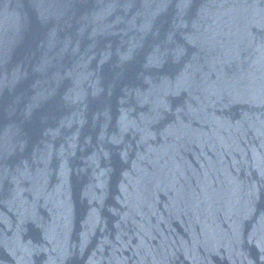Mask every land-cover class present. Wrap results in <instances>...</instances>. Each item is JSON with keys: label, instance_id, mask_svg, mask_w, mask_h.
I'll return each mask as SVG.
<instances>
[{"label": "water", "instance_id": "1", "mask_svg": "<svg viewBox=\"0 0 264 264\" xmlns=\"http://www.w3.org/2000/svg\"><path fill=\"white\" fill-rule=\"evenodd\" d=\"M0 264H264V0H0Z\"/></svg>", "mask_w": 264, "mask_h": 264}]
</instances>
